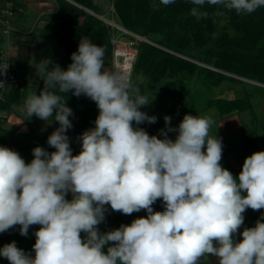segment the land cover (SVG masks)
I'll return each mask as SVG.
<instances>
[{"label": "clouds", "instance_id": "9594fccd", "mask_svg": "<svg viewBox=\"0 0 264 264\" xmlns=\"http://www.w3.org/2000/svg\"><path fill=\"white\" fill-rule=\"evenodd\" d=\"M191 3L197 19L206 15L200 11L205 3L238 15L264 6V0ZM105 55L104 47L84 37L66 70L50 69L49 59L40 62L43 88L27 96L19 111L26 120L58 122L47 138L55 151L37 146L26 163L19 152L0 146V233L19 225L27 237L30 226L40 227L34 255L13 241L0 248V257L9 264H200L210 256L217 264H264V212L253 227L239 231L247 209H264V151L246 157L234 177L220 163L222 137L210 135V116L185 114L175 128L165 116L163 138L150 136L139 127L157 121L141 111L154 99L142 94L144 78L133 84L128 73L106 70ZM57 89L84 95L99 110L95 127L78 137L76 155L66 134L74 113ZM168 132L176 133L174 140ZM157 200L163 211H154ZM108 205L124 215L142 209L147 215L101 233Z\"/></svg>", "mask_w": 264, "mask_h": 264}, {"label": "trees", "instance_id": "16d2710c", "mask_svg": "<svg viewBox=\"0 0 264 264\" xmlns=\"http://www.w3.org/2000/svg\"><path fill=\"white\" fill-rule=\"evenodd\" d=\"M8 1V0H7ZM59 4L58 12L51 17L50 26L56 25L55 31H48L49 37H56L67 47V55L63 61H52L49 64L51 69L54 65H59L62 69H67L71 61V54L78 49L81 38L87 37L94 44L105 48V64L112 61V29L100 18L86 12L68 0H57ZM96 13L92 0H72ZM148 1V0H147ZM146 0H113V7L120 24L130 32L137 34L147 41L136 39L134 46L138 54L133 67L131 82L138 83V77H143L148 89H155L162 85L164 93L172 97H182L186 81H199L208 87L215 88L224 78H230L223 72H233L234 64L238 58L255 55L264 45V28L262 36L250 44L235 43L228 38L213 41L208 48L202 52V59L199 60L182 50L174 32V27L181 23L179 18L182 7L192 5L191 0H175L174 3L157 9L153 2ZM183 3V4H182ZM5 8V7H4ZM4 8H0V11ZM21 8L18 0L14 1L13 11L17 14V9ZM22 9V8H21ZM220 5H211L206 15V20H211L213 15L218 16ZM23 12V10H22ZM19 14V13H18ZM100 14V13H99ZM177 22V25L175 24ZM1 27V25H0ZM118 33V32H116ZM130 37V36H127ZM131 38V37H130ZM1 42V37H0ZM0 49V56L2 53ZM12 71L17 76L19 71L14 62ZM223 71V72H220ZM254 77V75H250ZM44 76V74H43ZM264 79L261 78V81ZM233 80V79H232ZM264 82V80H263ZM43 88V78L39 91ZM57 94L66 99L67 105L71 104L73 118L80 123L86 124L89 120L90 105L83 99L84 95L76 97L72 92ZM23 90L10 89L4 95V101L0 103V111L7 115L14 112V107L20 104ZM208 107H214L219 112L220 118H225L233 114H241L252 111L254 104L251 96L243 98L209 99ZM6 120L0 119V146L13 149L21 155L26 163L33 159L32 149L41 146L49 152L55 151L47 144L49 135L36 134L31 131L21 133L9 131L5 128ZM244 135L249 144L258 141L255 137L250 139V130L242 125ZM255 136V135H254ZM249 139V140H248ZM223 168L229 170L234 177L242 170V167L234 169L228 153H222L220 161ZM243 194V193H242ZM70 200V198L66 197ZM154 211H163L161 200L153 205ZM113 215L111 229L119 228L121 224H130L134 219L146 217L145 210L134 212L131 215H124L120 212L110 210Z\"/></svg>", "mask_w": 264, "mask_h": 264}, {"label": "rangeland", "instance_id": "374dc122", "mask_svg": "<svg viewBox=\"0 0 264 264\" xmlns=\"http://www.w3.org/2000/svg\"><path fill=\"white\" fill-rule=\"evenodd\" d=\"M92 1L98 13L103 14L104 17L109 20H115V22L121 25L112 5L113 0ZM149 1H152L157 9L162 8L161 6L165 7V5L160 3V0H148L147 3H149ZM193 7L196 6L192 4L191 6L187 5L182 7L179 13L181 23L178 25H180V27L175 26L174 32L177 34L175 36L182 50L199 60L202 59V52H204L213 41L228 38L237 44H250L262 36L264 28V6L258 8L251 14L238 15L235 11H229L220 5L218 16L213 15L209 21L206 20V15L211 8L210 4L205 3V5L200 7L201 13H206V15H201L199 19L190 14V10ZM27 15L29 14L26 13V15L22 16L17 13L12 17L11 27L13 30L10 31V34L3 33L2 27H0V37L2 33L6 35L5 43L7 41V35H10L12 38L18 36L19 29L14 25L21 20L20 18H26ZM175 24L177 25V22H175ZM28 25L30 26V23ZM55 29L56 25H52L48 28V31L53 32ZM29 37L33 38L34 36L31 35ZM124 38L130 39L135 43L133 37L124 36ZM43 43H47V50L44 51L47 52V56L41 54L39 55L40 58L35 59L34 55L32 57L30 69L18 73V78L22 79L24 81L23 83L27 85L28 95L33 91L37 92L39 79H37L38 71H36V69L38 68V63L42 56L48 57V59H55L56 57L54 55H56L57 46L59 44L57 39H52V37L43 39ZM234 65L233 72L220 71L230 78H224L215 88L208 87L206 84H202L196 80L190 82L186 81L182 97L167 95L164 93L162 85H158L155 89H148L145 84L146 81L144 80L143 84L140 85L142 94L146 95L149 100L153 97L154 99L148 106L142 107L141 111L146 112L149 116H156L157 121L154 124L144 122L140 124L139 127L147 131L150 136L156 135L158 138H163L160 136V130L165 129V116L171 117V126L174 128L179 125L185 114H192L198 117L210 116L214 121L210 128V135L214 136L217 134L219 137H222L223 153H228L234 169L242 167L246 157L254 152L264 151V79L261 81V78L264 77V45L257 54L238 58ZM105 69L109 70L108 65H105ZM248 74H253L254 77ZM33 75L37 78L34 79V77H32ZM244 96H251L252 103L254 104L253 110L241 114H233L225 118H220L217 109L214 107L210 108L207 104L209 99L217 97L236 99L243 98ZM87 100L92 103V107L96 110L95 117L87 124V129H89L91 125L95 126L94 121L98 116L99 110L95 102H91L90 99ZM88 101L87 103L89 104ZM91 111L92 108L90 109V112ZM7 121L8 119L6 122ZM242 125L247 126L250 130V139L253 135V137L258 140L256 143H248ZM168 136L174 140L176 133L168 132ZM77 141L79 153L81 144L79 140ZM68 197L70 199L72 198L71 193L68 194ZM106 207L108 209L105 213L106 219L98 226L101 233L110 231L113 223V215L109 214L111 210L110 205ZM262 212H264V209L259 211L247 209L243 214L245 217L244 224L239 231L242 232L244 227H253L260 218ZM39 227V225L30 226L27 237L20 235V227L17 229L15 226L5 233H0V248L5 244L15 241L18 248L34 255L32 248L36 240L34 232L37 231ZM84 236L85 234L81 233V237L83 238ZM239 239H241V237L237 236V240ZM1 258L3 260L5 259L3 257ZM208 258L209 257L202 258L200 264H208Z\"/></svg>", "mask_w": 264, "mask_h": 264}, {"label": "crops", "instance_id": "0c3cea01", "mask_svg": "<svg viewBox=\"0 0 264 264\" xmlns=\"http://www.w3.org/2000/svg\"><path fill=\"white\" fill-rule=\"evenodd\" d=\"M0 1H1L0 8L6 7L8 1L7 0H0ZM68 1L78 6L79 8L85 10L86 12H88L86 10L88 8L82 5H79L72 0H68ZM18 4L23 10V12L19 13V15L23 16V15H26V13H28L29 15H27L26 18H20L21 20H19V22L14 25L16 28L19 29L18 36H16L15 38H12L10 37V35H7V41L5 43L6 35L2 33L1 49L5 54L8 55L11 62L15 63L17 70L19 72H22V71H28L30 69V66L32 63V57L34 55H35V59L40 58L39 55L41 54H44L47 56L46 54L47 52H44L45 50H47V43H43V39L51 38L47 35V32H48V28L52 20L51 17L52 15L58 12L59 4L57 0H18ZM96 14L104 16L103 14H99V13H96ZM29 23H30V26L28 25ZM22 30H25V31H22ZM31 35H33L34 37L30 38L29 36ZM53 38H56V37H52V39ZM56 39L59 43L57 46L56 55H54L56 57L55 59H49V60L63 61L65 60L66 55H67V47L64 43L60 42L58 38ZM44 59H48V57L42 56L41 60L38 63V68L36 69V71H38V78L35 77V75L32 76L34 77V79L35 78L39 79V84L37 87V94H39V89H40L42 78H43V73L40 71V62ZM105 65H108L109 71L112 70V61ZM19 80H20L21 86L23 87L22 98H21L20 104L14 107V112L8 115L9 116L8 121L4 125L5 128L9 131H18L21 133H28V132L33 131L36 134L50 135L57 127H59L58 122H55L50 118L48 121V123L50 124H46L44 121H42L41 119L35 116H33L30 120H26L23 114L19 111V107L23 104L25 98L29 96L27 85L23 83L24 81L22 79H19ZM83 99L88 101L87 99L89 98H87L86 96H83ZM88 102H89L90 108H92V111H91L92 113L89 112L88 114L89 116L88 122L90 123V121L96 115V110L94 107H92L93 106L92 103H90V101ZM67 106L71 108V104ZM70 119L72 120L73 128L68 130L66 134L70 138V146L72 148V154L76 155L79 150L78 149L79 145L77 143L78 137L85 130H87L88 122L86 124L77 122L73 118V116L70 117ZM93 127L95 126L91 125L90 128H93ZM19 227H20L19 225H15V228L18 229ZM8 263L9 261L7 259L3 260L0 257V264H8ZM208 264H217L216 258L210 256L208 258Z\"/></svg>", "mask_w": 264, "mask_h": 264}, {"label": "built area", "instance_id": "2783aa9c", "mask_svg": "<svg viewBox=\"0 0 264 264\" xmlns=\"http://www.w3.org/2000/svg\"><path fill=\"white\" fill-rule=\"evenodd\" d=\"M15 0H8L6 7L0 11V25L2 31L5 34H10L12 31L11 19L15 15L13 11ZM90 14L103 20L112 29V70L122 73H128L132 80L133 67L138 54L137 48L134 46L130 39L124 38V36H130L138 41H147L145 38L134 34L119 25L115 20H109L102 15L96 14L90 9H86ZM18 13H22V9H17ZM114 12V11H113ZM118 32V33H116ZM148 42V41H147ZM7 66L2 72H0V81H3L4 86L0 87V103L4 101V95L10 89L23 90L20 80L16 74L12 71V63L10 58L5 55L4 52L0 56V67ZM0 119L7 120L8 115L5 112L0 111Z\"/></svg>", "mask_w": 264, "mask_h": 264}, {"label": "water", "instance_id": "95a60500", "mask_svg": "<svg viewBox=\"0 0 264 264\" xmlns=\"http://www.w3.org/2000/svg\"><path fill=\"white\" fill-rule=\"evenodd\" d=\"M9 264V263H8Z\"/></svg>", "mask_w": 264, "mask_h": 264}]
</instances>
